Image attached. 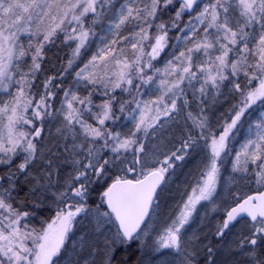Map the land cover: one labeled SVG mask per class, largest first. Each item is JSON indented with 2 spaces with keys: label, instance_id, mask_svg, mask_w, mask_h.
Segmentation results:
<instances>
[{
  "label": "snow or ice",
  "instance_id": "snow-or-ice-1",
  "mask_svg": "<svg viewBox=\"0 0 264 264\" xmlns=\"http://www.w3.org/2000/svg\"><path fill=\"white\" fill-rule=\"evenodd\" d=\"M0 264H264V0H0Z\"/></svg>",
  "mask_w": 264,
  "mask_h": 264
}]
</instances>
